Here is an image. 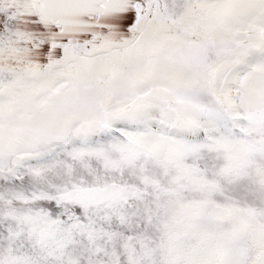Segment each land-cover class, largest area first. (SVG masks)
<instances>
[{
	"label": "snow or ice",
	"instance_id": "snow-or-ice-1",
	"mask_svg": "<svg viewBox=\"0 0 264 264\" xmlns=\"http://www.w3.org/2000/svg\"><path fill=\"white\" fill-rule=\"evenodd\" d=\"M0 264H264V0H0Z\"/></svg>",
	"mask_w": 264,
	"mask_h": 264
}]
</instances>
